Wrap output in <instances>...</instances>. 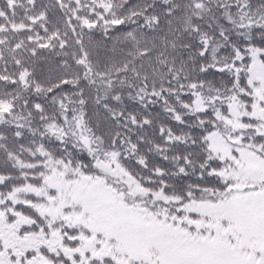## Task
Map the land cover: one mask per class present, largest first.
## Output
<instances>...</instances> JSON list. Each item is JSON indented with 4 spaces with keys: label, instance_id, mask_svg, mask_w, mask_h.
Returning <instances> with one entry per match:
<instances>
[{
    "label": "snow or ice",
    "instance_id": "6c2138e0",
    "mask_svg": "<svg viewBox=\"0 0 264 264\" xmlns=\"http://www.w3.org/2000/svg\"><path fill=\"white\" fill-rule=\"evenodd\" d=\"M0 264H264V0H0Z\"/></svg>",
    "mask_w": 264,
    "mask_h": 264
}]
</instances>
